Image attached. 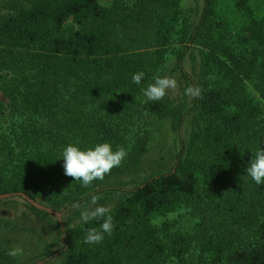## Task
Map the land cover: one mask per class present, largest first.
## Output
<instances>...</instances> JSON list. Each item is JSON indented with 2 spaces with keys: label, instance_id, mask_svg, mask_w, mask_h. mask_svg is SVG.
<instances>
[{
  "label": "trees",
  "instance_id": "1",
  "mask_svg": "<svg viewBox=\"0 0 264 264\" xmlns=\"http://www.w3.org/2000/svg\"><path fill=\"white\" fill-rule=\"evenodd\" d=\"M180 2L0 0V90L31 122L0 139V193L22 192L58 211L123 192L101 243L84 239L103 218L59 228V264H264V185L246 174L264 149V108L251 92L264 99V0H201L194 21ZM193 48L195 78L182 66ZM169 53L183 80L201 89L184 109L162 100L152 107L176 134L190 115L170 169L128 189L107 184L117 170L87 188L66 176L69 144L122 146L112 115L143 94ZM143 144L138 136L132 157ZM0 264L18 263L0 249Z\"/></svg>",
  "mask_w": 264,
  "mask_h": 264
},
{
  "label": "rangeland",
  "instance_id": "2",
  "mask_svg": "<svg viewBox=\"0 0 264 264\" xmlns=\"http://www.w3.org/2000/svg\"><path fill=\"white\" fill-rule=\"evenodd\" d=\"M102 5H107L110 0H97ZM201 0H181V15L190 21L197 19L201 9ZM184 70L195 78L198 72L197 50L193 48L182 59ZM171 77L177 82V88L169 90L162 101L170 105L189 106L190 99L185 95V89L190 85L181 77L175 66V55L169 53L165 56L161 68L153 75L149 84L154 83V77ZM1 82V79H0ZM251 92L260 100L264 108V99L259 97L254 90ZM142 94L124 112L115 115L117 121L114 125L123 133L122 147L127 151V156L117 170L107 181V184L128 189L143 179L168 171L173 162V156L179 143L178 137L185 140L190 129V115L186 116L183 125L176 134L167 119H157L152 114V107L156 102H147ZM99 117L103 114H99ZM264 124V113L260 116ZM30 117L22 115L16 106L7 102L0 90V139L13 140L14 133L21 128H27ZM100 126V125H99ZM98 127V126H97ZM178 135V136H177ZM143 138L142 148L132 157V149L137 137ZM129 163V164H128ZM123 195L121 191H112L106 195L100 194L103 199H97V204L92 205L91 200L66 206L60 212V224L70 228L81 223V212L89 208L103 206L112 208ZM60 224L53 215H39L18 197L0 199V249L5 253L15 247L23 249V255L14 257L18 264H59L61 259L62 235ZM197 250L192 247L190 257L194 258ZM50 255L45 259L46 256ZM44 258V259H43ZM172 264V263H169Z\"/></svg>",
  "mask_w": 264,
  "mask_h": 264
},
{
  "label": "clouds",
  "instance_id": "3",
  "mask_svg": "<svg viewBox=\"0 0 264 264\" xmlns=\"http://www.w3.org/2000/svg\"><path fill=\"white\" fill-rule=\"evenodd\" d=\"M144 77L143 72L133 75V83L140 84ZM177 82L171 77H154V83L149 84L143 90V95L147 98V102H158L162 100L169 90H175ZM185 95L189 98H198L201 96V89L195 86H189L185 89ZM63 168L64 174L73 178L75 181H80L82 186L87 188L92 185L95 180H103L104 177L110 174L114 167H119L122 161L127 156V151L124 147H119L113 151L109 143L97 144L94 148L81 150L77 146L69 144L63 150ZM246 174L257 185H264V149L256 151L254 158L246 169ZM92 205L97 204V197L93 196ZM110 208L98 206L89 208L81 212V219L87 223L90 219L103 218V223L100 230L89 229L84 239L85 244H99L104 239V234L111 235L114 230L113 217L109 214ZM7 255L17 257L23 255L21 247H15L8 251Z\"/></svg>",
  "mask_w": 264,
  "mask_h": 264
},
{
  "label": "water",
  "instance_id": "4",
  "mask_svg": "<svg viewBox=\"0 0 264 264\" xmlns=\"http://www.w3.org/2000/svg\"><path fill=\"white\" fill-rule=\"evenodd\" d=\"M8 197H18L20 198L21 200L27 202L29 205H31L33 208L35 209H39V210H43L45 211L46 213H49L51 215H53L59 222L60 224V212H57L53 209H51L50 207L34 200V199H31L29 198L28 196H26L24 193L22 192H7V193H0V199H3V198H8ZM60 228H61V224H60Z\"/></svg>",
  "mask_w": 264,
  "mask_h": 264
}]
</instances>
